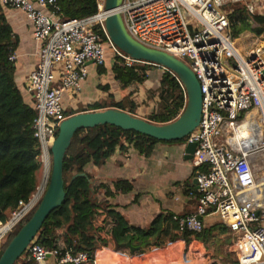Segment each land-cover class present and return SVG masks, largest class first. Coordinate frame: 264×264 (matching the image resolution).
<instances>
[{"label":"built area","instance_id":"1","mask_svg":"<svg viewBox=\"0 0 264 264\" xmlns=\"http://www.w3.org/2000/svg\"><path fill=\"white\" fill-rule=\"evenodd\" d=\"M97 2L95 14L63 18L59 0H0L25 10L33 22L39 61L25 88L37 111L32 128L47 168L60 124L68 117L66 93L78 94L89 63L104 66L108 58L105 42L112 40L103 34L109 37L105 20L111 11L106 0ZM240 3L251 14H264L263 0H122L118 11L137 41L184 60L201 83L202 118L186 139L196 143L197 183L191 192L196 210L177 218L179 229L202 232L204 217L217 214L235 235L237 261L231 264H264V175L258 176L264 170V40L250 49L236 45L234 9L227 6ZM125 58L127 65L134 61ZM48 180L49 174L0 221V252L8 234L39 205ZM26 252L36 264H95L87 250L35 240ZM198 264H210L208 256L201 254Z\"/></svg>","mask_w":264,"mask_h":264},{"label":"trees","instance_id":"2","mask_svg":"<svg viewBox=\"0 0 264 264\" xmlns=\"http://www.w3.org/2000/svg\"><path fill=\"white\" fill-rule=\"evenodd\" d=\"M59 3L63 18L84 17L98 11L97 0H59ZM230 21L233 37L247 30L259 35L264 33V14L260 12L251 14L246 5L234 9L230 14ZM253 22L257 25L254 26ZM103 36L105 40L109 39L106 34ZM17 44V37L12 27L0 11V221L7 220L11 208L15 207L20 199L27 200L36 191L37 172L43 164L40 158V145L32 128L37 111L33 104L25 100L16 82V63L11 57L16 54ZM126 55L128 54L122 50L115 55L113 71L121 84L130 87L127 96L120 101L114 98L97 101L86 109L82 107L70 109L67 111L68 116L77 112L111 107L137 115L138 105L131 99L135 89L131 86L150 80V71L154 69L159 70L158 80L155 88L152 87L150 90V92L155 91L150 99L159 97L160 105L145 119L157 124H165L172 122L181 114L187 104V90L179 76L171 69L150 61L134 59L131 65H127ZM99 71L104 73L105 68L100 66ZM186 139L187 137L170 141H186ZM157 141L158 139L153 136L111 124L84 127L75 132L64 158L66 198L64 204L52 213L57 212L60 215H64V212L70 213L68 227L78 231L77 244L87 250L92 257L99 244L97 237L93 234L97 228L98 209L104 202L96 196L94 179L92 173L87 171V167L91 163H99L101 159L110 156L118 146L127 150L134 148L144 155H151ZM75 174L77 176L72 181V176ZM101 185L105 187L107 195L129 192L133 189L132 182L127 179L116 180L114 189L106 184ZM36 208L8 234L0 257L19 229L32 217ZM50 220L51 215L35 239L48 247L56 245L47 232ZM117 221L121 227L120 233H131L132 239L137 240L138 244L149 242L161 246L168 240L174 241L178 238H185L187 241L193 238L207 239L208 234L212 232L211 229L205 228L202 232L180 230L177 223L174 226L171 225L170 218L164 215L157 216L145 228L129 225L122 215H118ZM43 235H45L44 240H42ZM70 243L69 247H73L76 242L71 239ZM15 264L36 263L29 260L25 252Z\"/></svg>","mask_w":264,"mask_h":264},{"label":"crops","instance_id":"3","mask_svg":"<svg viewBox=\"0 0 264 264\" xmlns=\"http://www.w3.org/2000/svg\"><path fill=\"white\" fill-rule=\"evenodd\" d=\"M0 11L17 37L16 82L25 100L33 104L32 96L25 88L29 74L39 61L38 44L33 36V22L21 8L0 3ZM111 58L110 54L109 65L103 66L104 73L99 71L100 66L89 63V76L79 93L71 95L67 92L65 95L67 111L80 107L86 109L97 101L110 98L120 101L127 96L130 87L121 84L116 77L113 71L115 59ZM158 71L151 70L150 80L143 84L149 88L156 86ZM141 85L137 83L131 88H139ZM139 93L137 91L131 95V99L138 105V116L148 115L158 109V97L140 102ZM186 145V141L158 140L152 154L148 156L134 148L127 150L118 146L110 156L87 167L94 179L96 196L104 202L98 209L97 228L93 233L99 242L93 257L95 264H198L201 254L208 256L210 264H231L232 260H237L235 235L227 231L217 214L204 217V228L212 230L207 239L193 238L187 241L185 238H178L174 241L168 240L161 246L148 242L146 249L141 248L133 253L127 245L128 241L139 247L144 243L138 244L129 232L120 233L118 215H122L129 225L145 228L159 215L168 216L170 224L174 226L177 218L196 210L197 200L191 194L197 183L195 168L192 158L186 157ZM46 176V166L42 164L37 172L38 186L44 182ZM120 179L131 181L133 189L107 195L101 184L114 189V182ZM55 213L50 214L48 225L52 229L47 225L48 235L61 247L70 246L73 239L76 242L74 249L81 250L77 244L78 231L66 228L71 218L70 213Z\"/></svg>","mask_w":264,"mask_h":264},{"label":"water","instance_id":"4","mask_svg":"<svg viewBox=\"0 0 264 264\" xmlns=\"http://www.w3.org/2000/svg\"><path fill=\"white\" fill-rule=\"evenodd\" d=\"M122 0H106V10L111 11L105 20L109 38L123 52L137 60H145L165 66L174 71L187 90V104L181 114L172 122L157 124L127 110L111 107L103 110L82 111L68 116L59 127V133L52 144V169L41 202L32 217L19 229L3 251L0 264H15L27 251L31 242L40 234L50 214L64 204L66 198L64 158L76 131L84 127L111 124L123 129H133L153 136L158 140H182L193 132L202 118L203 92L201 83L192 68L182 59L163 50L148 47L137 41L127 30L122 14L118 11ZM196 143L188 142L186 157L192 158ZM85 174V173H82ZM77 174L72 176V181ZM197 182V179H195ZM45 235L42 236L44 240ZM127 245L134 253L143 246Z\"/></svg>","mask_w":264,"mask_h":264},{"label":"rangeland","instance_id":"5","mask_svg":"<svg viewBox=\"0 0 264 264\" xmlns=\"http://www.w3.org/2000/svg\"><path fill=\"white\" fill-rule=\"evenodd\" d=\"M263 4H264V0H263ZM239 6H245V5H244V3L230 4V5L227 6V8H228V10L229 9L233 10V9L238 8ZM250 19H252V18H250ZM253 25L256 26L257 24L253 22ZM234 40H235V43H236L237 46H239L241 48H244V49H250L255 44L260 43L262 40H264V33L259 35V34L253 32V31L247 30V31H244L243 33H241L239 36L234 37ZM105 46H106V50H107L106 51L107 52V57H109V55L111 54V56H112L111 59L112 60L115 59V53H117L116 51L121 52V50L115 44H113L112 42L110 43V42L106 41L105 42ZM109 60L107 58L105 66L109 65ZM141 84H142L141 85L142 87H139V88L136 87L135 88V92H137V91L140 92L138 94V98H139L140 102L145 101L146 99H150V96H153L155 94L154 93L155 91L150 92L152 87L149 88L145 84H143V83H141ZM155 84L157 85L156 81H155ZM154 88H155V86H154ZM157 104H158V108H159V105H160V98L159 97H158V100H157ZM146 116L147 115H144V116H141V117L145 118ZM51 169H52V163H51L50 168L46 167V175L47 174L50 175ZM263 175H264V170H259L258 171V176L261 177ZM68 226L69 225H67L66 228ZM48 228L51 230L52 226L49 224ZM231 262L235 263V261H233V260Z\"/></svg>","mask_w":264,"mask_h":264},{"label":"bare ground","instance_id":"6","mask_svg":"<svg viewBox=\"0 0 264 264\" xmlns=\"http://www.w3.org/2000/svg\"><path fill=\"white\" fill-rule=\"evenodd\" d=\"M249 116H252V114H249ZM243 133L246 134L247 133L246 130H244Z\"/></svg>","mask_w":264,"mask_h":264}]
</instances>
